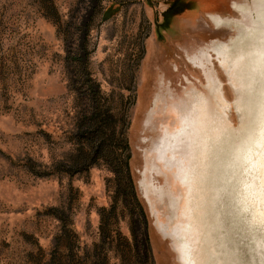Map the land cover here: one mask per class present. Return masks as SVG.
Listing matches in <instances>:
<instances>
[{
	"label": "rangeland",
	"instance_id": "rangeland-1",
	"mask_svg": "<svg viewBox=\"0 0 264 264\" xmlns=\"http://www.w3.org/2000/svg\"><path fill=\"white\" fill-rule=\"evenodd\" d=\"M53 1L0 0V264H264V0Z\"/></svg>",
	"mask_w": 264,
	"mask_h": 264
},
{
	"label": "trees",
	"instance_id": "trees-1",
	"mask_svg": "<svg viewBox=\"0 0 264 264\" xmlns=\"http://www.w3.org/2000/svg\"><path fill=\"white\" fill-rule=\"evenodd\" d=\"M43 1L46 4V8L48 7L47 9H49V10L54 9V10H51V13L54 12V14H57V9H55L56 6H55L53 0H43ZM173 6H174V9H176V6L177 7L183 6V8H185V9H189L190 7L192 9L194 7L192 0H190V1L189 0L188 1L175 0ZM118 9H119V7L114 8L111 4L108 6V8H106V10L104 12V16L110 17L113 14H115L118 11ZM165 18L167 20V23H164L163 26L169 27V24L171 23L170 19L172 18L171 14L169 12L168 13L166 12ZM87 79H88V81L92 82V79L90 78V76H88ZM99 96H100V93L96 89L94 91L91 90V92L88 96L91 98L90 108L92 109V114H93V117L91 119V127H90V130L88 132V134H90V136L92 137V140L90 141V143L92 146L94 144L96 146V151L98 153L96 158H99L101 155H105L107 157L108 156L113 157L112 156L113 154H116V153L118 154V151L121 152L122 150H124V148L126 150H128L127 155H125V157H126L125 164L128 166L126 174H127L128 179H130L132 181V188H133L132 192H131L132 194L129 197L132 196V198H130V200L133 199L131 202L144 215V208L142 207V204L139 200L138 194L135 191L134 179H132L133 177H132L130 164H129V161L131 159V151L129 150V140H128L127 136H125V134H124L125 137L123 136L122 138L119 135L116 136L115 131L117 130V124H114V122H113V120L115 119V115L113 114L111 107H108L109 109L107 110V113L102 111V108L99 107ZM86 160H87V156H85V154H84V155H82V158L76 163V165L80 167V164H81L83 166V168L92 167V163L95 161V157L92 161H90L88 163L86 162ZM79 167H78V169H79ZM69 170H73V168L70 167ZM122 173H123V171H121L120 174H122ZM107 224H108V218H106L104 215H101L100 231H101V235L103 237V244L106 242L107 238H110V237H108L109 235H108ZM146 239H147V249L146 250L150 251V253H151V250H150V247L148 244V242H149V236L148 235H147ZM96 247L98 248L99 245L96 244ZM120 251H122V256H121L120 261L124 262V264H130V262H131L130 256H132V255H130L131 251L129 252V251L124 250V249H121ZM98 255H100V253ZM103 261L105 264H108L110 261V258L106 255V256H104ZM96 262L97 261H95V262L87 261L84 264H93V263L95 264ZM57 264H70V263H69V261L66 262V261L60 260L59 263H57Z\"/></svg>",
	"mask_w": 264,
	"mask_h": 264
},
{
	"label": "bare ground",
	"instance_id": "bare-ground-1",
	"mask_svg": "<svg viewBox=\"0 0 264 264\" xmlns=\"http://www.w3.org/2000/svg\"><path fill=\"white\" fill-rule=\"evenodd\" d=\"M241 9H242V7H240ZM211 19H213L218 25L219 24H221V23H223V22H226L224 19H221L220 17H216V16H211ZM264 31V30H263ZM252 33V32H251ZM261 36V35H260ZM255 37H256V34H255ZM258 38V37H257ZM246 40V39H245ZM252 41V40H251ZM223 47H226V46H224V45H222V44H220V46H218V47H214L213 48V51L214 52H216V51H219L221 48H223ZM209 80L210 81H212V79L209 77ZM181 104V103H180ZM179 103H178V105H180ZM181 105H183V104H181ZM184 107L185 106H183V109H182V111H185V112H182L181 110V113L179 112V114H180V116H179V118L180 119H182V120H184L185 118L187 119V118H189V116H186V115H184V113H186L187 112V109L186 110H184ZM179 110V109H178ZM188 113V112H187ZM186 113V114H187ZM179 118L177 119L178 121H179ZM185 121V120H184ZM202 128V127H201Z\"/></svg>",
	"mask_w": 264,
	"mask_h": 264
},
{
	"label": "flooded vegetation",
	"instance_id": "flooded-vegetation-1",
	"mask_svg": "<svg viewBox=\"0 0 264 264\" xmlns=\"http://www.w3.org/2000/svg\"><path fill=\"white\" fill-rule=\"evenodd\" d=\"M212 16H215V15H212ZM211 17V16H210ZM217 17V16H216Z\"/></svg>",
	"mask_w": 264,
	"mask_h": 264
}]
</instances>
